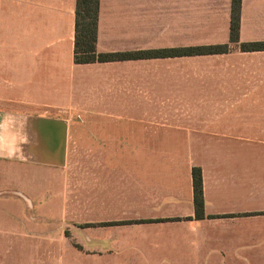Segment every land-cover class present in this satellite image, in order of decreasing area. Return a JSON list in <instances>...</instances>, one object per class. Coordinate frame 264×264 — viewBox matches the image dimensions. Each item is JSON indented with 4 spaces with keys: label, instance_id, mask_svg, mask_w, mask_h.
Listing matches in <instances>:
<instances>
[{
    "label": "crops",
    "instance_id": "crops-1",
    "mask_svg": "<svg viewBox=\"0 0 264 264\" xmlns=\"http://www.w3.org/2000/svg\"><path fill=\"white\" fill-rule=\"evenodd\" d=\"M75 6L0 0V111L85 117L82 173L67 153L37 183L38 213L64 225L37 264H264V49L230 42L231 0H99L97 52L228 51L90 63L74 62ZM239 17L240 42L264 41V0ZM18 177L0 157V180Z\"/></svg>",
    "mask_w": 264,
    "mask_h": 264
},
{
    "label": "rangeland",
    "instance_id": "rangeland-1",
    "mask_svg": "<svg viewBox=\"0 0 264 264\" xmlns=\"http://www.w3.org/2000/svg\"><path fill=\"white\" fill-rule=\"evenodd\" d=\"M47 98L53 99L52 97ZM0 109H4L2 102H0ZM34 114L38 116L41 114L39 118L69 117L63 161H65V154L68 153V158L78 164V168L82 169L79 173H82L83 152L86 146L84 114L73 112L71 114L69 112H37ZM33 135L34 133L30 132V139L34 138ZM137 146L125 145V148L126 150H136ZM24 155L22 158H5V160L23 163L25 170H28V181L18 177L11 185L0 180V264H37L39 261L41 263L46 256L44 252L37 254V248L51 247L45 243V240H42L43 234L48 232V235L52 236L60 234L64 230V225L58 223L59 217L52 216V208L45 209L46 212L49 210L48 216L38 213V205L43 201L36 197L37 183L52 182L54 165L31 160L29 155ZM18 172L25 173L24 170ZM13 173L17 174L15 169ZM67 177L68 173L65 178L67 179ZM43 221L46 222L45 227L42 225Z\"/></svg>",
    "mask_w": 264,
    "mask_h": 264
},
{
    "label": "trees",
    "instance_id": "trees-1",
    "mask_svg": "<svg viewBox=\"0 0 264 264\" xmlns=\"http://www.w3.org/2000/svg\"><path fill=\"white\" fill-rule=\"evenodd\" d=\"M99 0H76L75 6V34H74V62H106L126 59L181 56L192 54L224 53L228 51V44L162 48L152 50H138L128 52L100 53L96 51V33ZM240 0H231L229 39L238 45L242 51L262 50L264 41L240 42ZM193 204L195 217H204V199L200 168H192Z\"/></svg>",
    "mask_w": 264,
    "mask_h": 264
},
{
    "label": "water",
    "instance_id": "water-1",
    "mask_svg": "<svg viewBox=\"0 0 264 264\" xmlns=\"http://www.w3.org/2000/svg\"><path fill=\"white\" fill-rule=\"evenodd\" d=\"M26 130L34 133L30 143L22 146L23 154L29 155L31 160L45 162L52 165H63L66 141V122L51 119L28 117Z\"/></svg>",
    "mask_w": 264,
    "mask_h": 264
},
{
    "label": "clouds",
    "instance_id": "clouds-1",
    "mask_svg": "<svg viewBox=\"0 0 264 264\" xmlns=\"http://www.w3.org/2000/svg\"><path fill=\"white\" fill-rule=\"evenodd\" d=\"M19 111H0V157L22 158V145L34 143L26 130L27 118Z\"/></svg>",
    "mask_w": 264,
    "mask_h": 264
}]
</instances>
